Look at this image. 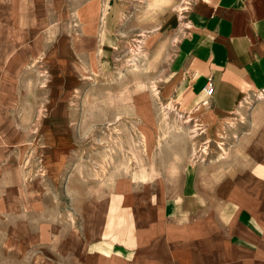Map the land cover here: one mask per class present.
<instances>
[{"label": "rangeland", "instance_id": "obj_1", "mask_svg": "<svg viewBox=\"0 0 264 264\" xmlns=\"http://www.w3.org/2000/svg\"><path fill=\"white\" fill-rule=\"evenodd\" d=\"M31 1L30 26L0 28V184L5 170L20 176L15 186L0 185L11 205L0 210V264L9 227L23 238L43 220L59 234L74 228L93 238L98 212L117 206L112 192L121 182L139 192L185 186L173 164L234 169L240 181L250 171L264 185V92L244 94L229 114L180 111L159 97L173 50L150 21L138 29L147 18L104 17L99 1ZM106 222L113 230L131 225Z\"/></svg>", "mask_w": 264, "mask_h": 264}, {"label": "crops", "instance_id": "obj_2", "mask_svg": "<svg viewBox=\"0 0 264 264\" xmlns=\"http://www.w3.org/2000/svg\"><path fill=\"white\" fill-rule=\"evenodd\" d=\"M91 1L104 3V17L147 18L140 31L152 27L157 38L167 36L173 56L158 93L173 99L180 111L207 106L229 114L244 94L264 92V0ZM31 7V0H0V28L10 33L30 26ZM149 21L152 26L145 28ZM207 78L210 96L202 91ZM172 167L173 176L184 181L181 189L155 186L139 192L130 183L116 185L117 206L105 203L98 212L102 224L93 238L79 237L74 228L59 234L43 220L23 238L9 227L1 239L9 243L2 246L7 264H264V215H258L264 185L254 172L244 171L240 181L234 169L217 172L187 162L179 170ZM4 174L5 187L20 178L15 171ZM8 203L0 199V210L10 209ZM109 217L129 219L131 225L107 229Z\"/></svg>", "mask_w": 264, "mask_h": 264}, {"label": "built area", "instance_id": "obj_3", "mask_svg": "<svg viewBox=\"0 0 264 264\" xmlns=\"http://www.w3.org/2000/svg\"><path fill=\"white\" fill-rule=\"evenodd\" d=\"M212 86H211V81L210 78H207L205 81V84L202 87V91L205 95L210 96L212 94ZM262 93V92H261ZM196 130V129H193Z\"/></svg>", "mask_w": 264, "mask_h": 264}]
</instances>
